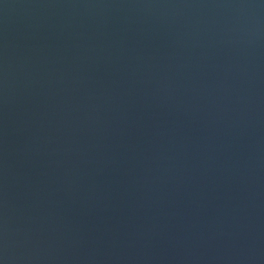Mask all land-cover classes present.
<instances>
[{"label": "water", "instance_id": "water-1", "mask_svg": "<svg viewBox=\"0 0 264 264\" xmlns=\"http://www.w3.org/2000/svg\"><path fill=\"white\" fill-rule=\"evenodd\" d=\"M3 264H264V0H0Z\"/></svg>", "mask_w": 264, "mask_h": 264}, {"label": "clouds", "instance_id": "clouds-1", "mask_svg": "<svg viewBox=\"0 0 264 264\" xmlns=\"http://www.w3.org/2000/svg\"><path fill=\"white\" fill-rule=\"evenodd\" d=\"M0 264H3V261H0Z\"/></svg>", "mask_w": 264, "mask_h": 264}]
</instances>
